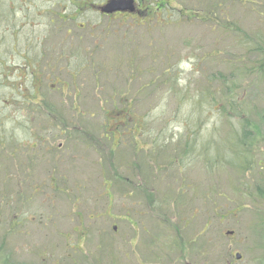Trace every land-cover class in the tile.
Instances as JSON below:
<instances>
[{
    "label": "rangeland",
    "instance_id": "rangeland-1",
    "mask_svg": "<svg viewBox=\"0 0 264 264\" xmlns=\"http://www.w3.org/2000/svg\"><path fill=\"white\" fill-rule=\"evenodd\" d=\"M196 1L184 2V10L212 15V24L176 21L174 14L168 27L123 25L104 40L83 36L71 43L75 51L103 53L117 68L105 85H86L82 99L89 102L79 107L95 146L86 155L75 146L57 169L44 162L27 174L0 151V264H264V197L256 191L260 184L264 194V166L245 174L221 166L235 162V141L224 140L228 125L207 104L202 122L190 120L198 92L215 97L218 87L224 96L220 81L231 84L255 131L254 158L264 165V79L253 70L264 54V0ZM27 14L24 26L0 23L1 53L27 44L34 50L41 16ZM131 66L133 85L126 80ZM2 79L0 121L12 93ZM123 104L138 118L140 134L130 133L129 120L114 125ZM99 125L123 135L115 150L98 138ZM185 138L195 150L179 155ZM126 214L138 227V244ZM146 240L151 251H143Z\"/></svg>",
    "mask_w": 264,
    "mask_h": 264
},
{
    "label": "flooded vegetation",
    "instance_id": "flooded-vegetation-1",
    "mask_svg": "<svg viewBox=\"0 0 264 264\" xmlns=\"http://www.w3.org/2000/svg\"><path fill=\"white\" fill-rule=\"evenodd\" d=\"M112 1L121 2L122 7L123 2L127 1L128 7L111 12L103 11ZM184 2L188 4L187 0L0 2V23L4 25H26L30 17L27 14L29 10H33L35 16L37 13L41 16L40 23L37 24V32L40 34L31 36V41L35 44L34 50H29L31 47L27 44L22 50L0 52V75H3L1 85L12 91L9 98L4 100L8 112L0 121V126H5L0 128V151L4 152V158L10 162V167L24 170L27 174L34 170V166H42L44 162H48L49 169H56L65 160L60 156L71 155L75 146L81 147L84 155L95 146L91 144L87 115L79 107L89 102L86 98L82 99L86 85L89 86L90 83L92 90L97 89L99 84L105 85L107 72L116 71L117 68L112 67V61H106L103 53L75 51L71 43L76 38L88 36L104 40L106 36L120 32L123 25L168 27L174 21L171 19L174 14L178 15L176 21L185 23L190 21L187 12L192 8L184 10ZM42 10L48 11L43 19V13L36 12ZM195 16H198L197 12ZM153 32L150 30V33ZM119 56L113 57L115 64H118ZM116 74L117 72H113V75ZM127 74L129 78L126 80H132L133 85V66ZM80 120L82 125L79 124ZM97 132L99 139H109L107 132ZM111 134L113 138L115 133ZM117 138L120 142L121 135ZM60 150L65 152L57 154ZM19 159L22 162H17ZM83 161L85 162L84 158ZM16 183H19L18 179ZM134 228L131 227L133 241H136L138 227ZM135 243L138 244V241ZM149 244L150 240L147 246ZM147 246L143 251L148 250Z\"/></svg>",
    "mask_w": 264,
    "mask_h": 264
},
{
    "label": "trees",
    "instance_id": "trees-1",
    "mask_svg": "<svg viewBox=\"0 0 264 264\" xmlns=\"http://www.w3.org/2000/svg\"><path fill=\"white\" fill-rule=\"evenodd\" d=\"M210 18H211V15L204 12L201 20L203 22H206V20H209ZM253 70L257 71V75L260 78L264 79V54L255 63ZM220 82H221L222 86L220 85ZM220 82H219V86H221V88L223 87L225 89L224 96H222L218 93V87H217V91L215 93L216 94L215 97L209 96V95H211V93L209 92L208 89H204L206 91L205 93H203V92L199 93L198 92V95L196 96L197 101L195 102L197 115L196 114H190V120H192V121L197 120L196 122H198V123L202 122L201 115H205L204 112L202 114V107H203L202 105L207 104L209 106V108L212 109V111H214V110L216 111L219 120L224 121L228 125V134L224 137V140L228 142L229 138H233V140L235 141V144L230 146L231 151H232L233 155L235 156L234 164L231 162H224L221 159L222 161H219L220 165L223 166L224 164H228V166H233L237 172L243 173V174H245L247 172H252L253 170H262L263 166H264L261 164L262 160L254 158V156H255L254 146L251 143V141L254 138V137H251V135L253 134V132L255 133V131L249 126V120L247 119L246 115L245 114L243 115L242 112L239 110V105L241 106V103L239 102L240 97H239L238 93L235 91L236 90L235 87H233L231 84H228L224 80H221ZM221 88H219V90ZM102 111H103V114L105 116V123L107 120L106 125L108 126L109 119H107V117H106L107 112L104 110H102ZM117 112H118L117 114H119V116H118L117 120H115L116 123L114 125H116L117 123H126L127 121L125 122V120H129V122L131 124L130 131H137L136 135L140 134L139 132L141 130H140V128L138 129V126L140 127L141 124L137 123V121L135 120V119L138 120V118L133 114L134 111L130 109L129 105L123 104L122 111H117ZM232 117H236V119H235V121L233 120L231 122L229 118H232ZM259 120H260L262 127L264 129V112L260 113ZM111 123L113 124V122H111ZM106 125L104 127V130L106 129ZM97 127L100 129L102 126L99 125ZM114 128H115V126H114ZM76 130H78V129L76 128ZM106 130L104 132H107ZM111 133H114V131L107 132V138H109V136H111L108 140H112V143L115 144V148H116L119 145V141H118V138L116 136H113V138H112ZM261 138L264 141V137L262 136ZM192 143H193V141H192ZM192 143L190 141H188V138H185L183 142H180L179 144H177V145L181 144L182 147L181 146L180 147L183 148V151L179 155H183V153L185 151L189 152L190 150H195L194 143L193 144ZM196 153L198 154V157H199V152H197V150H196ZM259 154L261 155L260 152H259ZM176 155H178V154H176ZM259 185L260 184H258V186L256 188V191L258 192L257 196L259 198H262V197H264V194H263L262 189ZM263 185H264V182H263Z\"/></svg>",
    "mask_w": 264,
    "mask_h": 264
},
{
    "label": "water",
    "instance_id": "water-1",
    "mask_svg": "<svg viewBox=\"0 0 264 264\" xmlns=\"http://www.w3.org/2000/svg\"><path fill=\"white\" fill-rule=\"evenodd\" d=\"M127 4H128L127 1H124L123 2V7H122L121 2L120 3H116V1H112L111 3H109L107 5L106 8L103 9V11H105V12H111V11H114V10H117V9L122 10V9L128 7ZM236 258H239V255L238 254H236Z\"/></svg>",
    "mask_w": 264,
    "mask_h": 264
}]
</instances>
